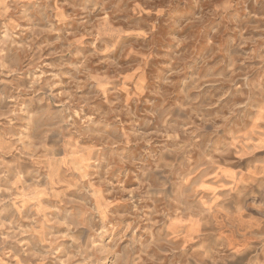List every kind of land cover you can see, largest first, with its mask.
<instances>
[{
	"label": "clouds",
	"instance_id": "clouds-1",
	"mask_svg": "<svg viewBox=\"0 0 264 264\" xmlns=\"http://www.w3.org/2000/svg\"><path fill=\"white\" fill-rule=\"evenodd\" d=\"M65 3L0 0V264H264V0Z\"/></svg>",
	"mask_w": 264,
	"mask_h": 264
},
{
	"label": "rangeland",
	"instance_id": "rangeland-1",
	"mask_svg": "<svg viewBox=\"0 0 264 264\" xmlns=\"http://www.w3.org/2000/svg\"><path fill=\"white\" fill-rule=\"evenodd\" d=\"M69 2H70V0H69ZM52 7L59 9V12L54 13V15H58L59 13H63L64 15H69L73 11V9L71 7H69V5L67 3H65V0H52ZM93 19L97 21L96 28L99 29L101 27L100 21H102L104 19L103 15L94 16ZM111 19L112 18L109 17L108 21L111 22ZM68 23H71L72 27L63 31L62 35H61V28H63V26H60V28H57L55 31L50 32V33H45L42 37H40V39L38 40V44L42 43V44L53 45L54 49L59 51V49L62 46H67V44L70 41H72L74 39H79L82 36L84 45H89L90 42H95L97 47L98 48L100 47L99 42L97 40H95L94 37L84 35V33L82 31L78 35L74 34V33H76V31L79 27V25L75 21H66L65 22V24H68ZM54 27H55V25H54ZM89 31H92V29L89 28ZM57 39L61 40V44L56 43ZM76 48H82V46L78 45V46H76ZM74 50L75 49H70L69 52L63 53V54L57 55V56H48L47 52H45V60L43 61V63H45V64L54 63V62L59 63V62L68 60L71 58V54ZM109 55H111V54L102 53V56H109ZM94 59H96V58H94ZM208 63L211 67L206 68L204 71H206L208 73H212L213 68H214L213 61L210 60ZM97 67H100V65L97 64ZM136 68H141L142 70H144L146 72L150 71V70H154V66H152V65H150L148 69H143V67L137 63V65L135 67L131 68L129 71L121 73L122 77H131L129 82L124 85V87L129 90L127 93H125V95L129 99L130 103H131V99H132L131 91L133 89H135V87H136V85L134 83L136 76L138 75V73L136 72ZM216 71L218 72V69ZM209 87L214 89L215 86L209 85ZM142 95H146V93H143ZM26 179L28 180V182L31 181V177L26 178ZM113 182L115 183V181H113ZM124 187H125V189L128 190V192H131L132 188L135 187V184L126 182L124 184ZM208 187L215 188L216 186L215 185H209ZM22 191H24V190H22ZM217 191H219V189ZM43 199H44V197H41L42 201H43ZM117 207H119V206H117Z\"/></svg>",
	"mask_w": 264,
	"mask_h": 264
}]
</instances>
